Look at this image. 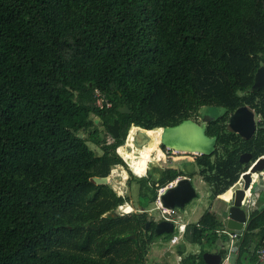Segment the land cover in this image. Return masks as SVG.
<instances>
[{"label":"trees","instance_id":"trees-1","mask_svg":"<svg viewBox=\"0 0 264 264\" xmlns=\"http://www.w3.org/2000/svg\"><path fill=\"white\" fill-rule=\"evenodd\" d=\"M263 63L264 0H0V264H146L150 244L173 238L155 233L146 208L178 169L128 170L139 211L122 215L129 196L90 178L127 167L116 148L131 127L159 143L154 128L217 106L224 113L205 120L214 153L195 162L209 197L225 192L264 154V89L251 90ZM95 90L109 107L95 105ZM241 106L254 110L256 129L232 140L228 116ZM187 163L178 172H192ZM223 226L208 209L186 223L177 255L185 242L201 249L176 264H204V247L226 239ZM263 240L264 207L248 219L237 262L256 264L247 253Z\"/></svg>","mask_w":264,"mask_h":264},{"label":"water","instance_id":"water-1","mask_svg":"<svg viewBox=\"0 0 264 264\" xmlns=\"http://www.w3.org/2000/svg\"><path fill=\"white\" fill-rule=\"evenodd\" d=\"M259 89H264V63L256 69L251 85L252 91ZM118 111L128 113L129 109L121 106L118 108ZM118 127V120L114 119L112 123L107 125V130L113 137H116L118 135ZM227 127L229 130L243 137H250L255 130L253 110L247 106L238 107L229 116ZM159 129L161 145L171 150L192 153L194 157L195 155L211 154L216 143L215 136L209 137L206 135L204 124L200 125L191 118L182 120L176 125L165 126ZM251 158L252 154L250 152H243L239 155L241 163H248L251 161ZM247 169L240 173L242 186L237 185L233 190L228 201V207L226 208L225 226L229 233L240 230L246 221L245 212L240 206L244 189L247 188L250 182L251 173L264 170V154L256 158V161ZM191 178L188 175H182L174 184L158 192L157 197L161 206L167 209L180 210L186 203L197 197L198 192L193 186ZM90 179L96 185L107 184L108 182L107 176L94 175ZM146 226H148V223H146ZM174 228L175 224L172 221L159 218L155 223L154 231L160 234L162 232H173ZM130 237H135V235H130ZM225 250V239L217 238L211 248L202 252L201 256L204 264H221Z\"/></svg>","mask_w":264,"mask_h":264},{"label":"rangeland","instance_id":"rangeland-1","mask_svg":"<svg viewBox=\"0 0 264 264\" xmlns=\"http://www.w3.org/2000/svg\"><path fill=\"white\" fill-rule=\"evenodd\" d=\"M224 113V109L217 106H203L200 108L199 113L200 114V120L197 119V117L193 120H195L197 123L199 122L200 125L205 123V120L207 119H214L217 118L219 115H222ZM255 120H257V117L255 116ZM202 121V122H201ZM198 123V124H199ZM146 130L138 127H131L128 130V133L126 135L125 141L122 145L118 146L116 148V151L118 154L122 157L123 161L125 162L126 166L122 165H116L112 167L110 170L108 177L107 185L110 186L115 192L121 196H129L128 203L131 204L133 211L131 212H137L139 211L138 208H136V205L130 203L133 202L136 204L137 201V192H138V182L134 177H131L128 170L131 171L133 176L140 177L138 175L139 172L137 170L130 169L129 167V160L130 158L126 155L133 154L135 156L139 155V151L144 153L147 156L148 147H150L152 144L155 148L159 147L160 151L162 152L163 149L160 148L158 145V142L154 141V137L150 134L148 136ZM107 142H111L112 138L109 134H106ZM150 144L149 146H145L146 144ZM93 146V145H92ZM93 149L99 152L97 148L93 146ZM157 153H151L149 154L151 161L147 164V169H149L151 166H158L160 168H166V167H174L176 169L185 170V167L188 166V163L186 161L187 159H192L194 155L192 154H179L177 153L174 156L179 157L177 161V165L172 164L169 166H165L168 161H163V156L160 155V158L157 159ZM186 156V157H184ZM180 157L182 159L180 160ZM194 159V158H193ZM176 161V162H177ZM146 163V162H145ZM190 168V166H189ZM198 168L195 169V174L197 173ZM130 178V181L128 182ZM201 178V177H200ZM192 183L195 189L198 192L197 197L193 198L191 201L186 203L180 210H177L174 217H177L180 219V221H186V222H195L199 219L201 214L206 210H215L218 214L217 216L219 218L223 217L226 214V208L228 207V201L231 197V193L233 190L237 187V184H234L229 189H227L225 192L217 195L215 198L209 197V192L207 190V187L204 183L200 182L198 176L194 175L192 178ZM202 180V178H201ZM126 205V203H124ZM147 212H151L150 218H153L156 222L158 218H160V211L158 208L155 207V203L151 202L148 204L146 208ZM121 210H117V213L122 215ZM222 213V214H220ZM126 214V213H125ZM173 238L170 240H164L163 242V248L160 249L159 242H161V237H159L153 244H150L148 247V252L146 254V264H151L152 262H164L167 264H176L179 262V257L176 252L175 243L181 241V233L178 231L177 223L175 224V228L173 231ZM184 250H183V256L188 254H196L200 251L201 247L197 244H191L189 242L184 243ZM225 246H227V243H225ZM204 250H208V247H204Z\"/></svg>","mask_w":264,"mask_h":264},{"label":"built area","instance_id":"built-area-1","mask_svg":"<svg viewBox=\"0 0 264 264\" xmlns=\"http://www.w3.org/2000/svg\"><path fill=\"white\" fill-rule=\"evenodd\" d=\"M94 97H95V101H94L95 105L100 106V107H102L104 104L107 107L110 106V103L107 100H105L103 94L99 90L94 91ZM154 129H159V128H154ZM154 129H151V130H154ZM158 145L160 146V140H159ZM160 148L163 149V151L160 152V154L158 155V159L160 158V155H162L163 157L168 156L171 158H173V157L177 158V156H174L177 153H179V154L182 153V155L183 154H185V155L186 154H192V153H188V152H179V151L171 150L168 147L162 148L160 146ZM186 156H184V157H186ZM193 158H194V156H193ZM193 158L191 160H193ZM149 161H151V160H149ZM181 161H183V159ZM255 161H256V159H254L250 162L248 169L251 167V165ZM148 162H147V164H148ZM129 167L133 171V169L131 168L130 165H129ZM146 171H147V167L145 168L142 175H138V174L134 173V171H133V173L141 177V176L146 175ZM193 174L194 173H189L188 176L192 177ZM180 175L181 174L179 172H177V174L174 177H172V179L170 181H168L164 186H162L158 189V192L163 190L165 187L171 186L172 184H174V182L180 177ZM202 181H204V180H202ZM235 184L242 186V180L240 178V174H239V178L235 182ZM263 190H264V170L251 173L250 182H249L247 188L244 189V195H243L241 205H240L241 208L244 210L245 217H246V221L243 223V227L240 230H235L234 232L229 233L227 231L226 226H225L226 216L224 215L222 217V221L224 222V226L219 230V232H222L226 235L225 243H227V246H225L226 250L222 256L221 264H245V263H238L237 262V258H238V254H239V247H240V239H241L243 232L246 228V224H247L246 222H248V219H249L251 213L257 209L264 207V201L263 202L260 201V197L262 194L261 192ZM125 203H126V205L122 204V205H119L117 208V210H121V212H119L121 214L129 213V212L133 211L131 204H129L128 202H125ZM154 203L156 205V208H158L160 211V218L161 219L170 220L174 224L177 223L178 231L181 233V237H182L183 232L185 230L186 223L180 221L179 218L174 217L177 211L175 209H167V208L162 207L159 200H158V197H156V200ZM129 206L131 208L129 211H127L126 208ZM247 255L249 257L256 256L258 262H261L262 260H264V240L262 241V244L258 248H256L255 250H251L250 252L247 253Z\"/></svg>","mask_w":264,"mask_h":264},{"label":"crops","instance_id":"crops-1","mask_svg":"<svg viewBox=\"0 0 264 264\" xmlns=\"http://www.w3.org/2000/svg\"><path fill=\"white\" fill-rule=\"evenodd\" d=\"M160 145H161V144H160ZM146 158H147V162H148V159H150V157L147 155ZM178 158H179V157L176 158V161H177ZM181 159H182V157H180V160H181ZM183 161H186V162H187V161H190V162H192V164H193V166H194V168H193L194 170H193L192 172L190 171V173H194L193 176H194V175L198 176L200 182H202V183L205 184V182L201 180L200 176L197 175V174H195V169H196V168H199L198 165H197L196 162H195V157H194L193 160L187 159V160H183ZM178 162H179V161L175 162L174 164L177 165ZM170 167H171V166H170ZM147 170H148V169H147ZM178 171H179V169H178ZM178 171H177V172H178ZM146 172H147V171H146ZM179 173L181 174L180 176H182V175H188V174H189V173H182V172H179ZM176 174H177V173H176ZM193 176H192V177H193ZM261 193H262V194H261V197H260V201L263 202V201H264V190H263ZM157 195H158V193H157ZM155 200H156V199H155ZM154 202H155V201H154ZM130 203H132V204L136 205V207H138V206H137V201H136V204L133 203V202H130ZM155 207H156V205H155ZM262 208H263V207H262ZM208 209H209V208H208ZM260 209H261V208H260ZM140 211H141V210H140ZM146 211H147V210H146ZM176 211H177V210H176ZM212 212H214V213L216 214V216H217L218 213H217L215 210H212ZM147 213H148V215H149V217H150V216H151V215H150L151 212L149 211V212H147ZM158 219H159V218H158ZM220 219L222 220V217H221ZM183 222L188 223V222H186V221H183ZM223 223H224V222H223ZM179 256L182 257L183 255H178V257H179ZM256 264H264V260H262L261 262H257Z\"/></svg>","mask_w":264,"mask_h":264},{"label":"bare ground","instance_id":"bare-ground-1","mask_svg":"<svg viewBox=\"0 0 264 264\" xmlns=\"http://www.w3.org/2000/svg\"><path fill=\"white\" fill-rule=\"evenodd\" d=\"M148 136H149V134H148ZM159 140H160V136H159ZM147 145L148 144H146L145 146H147ZM126 156L130 158L129 165L131 166V168L133 170H137L139 172V174H143L145 167H147V164H145L146 160H145L144 155L139 152L138 156H135V155L130 154V153ZM127 211H129V210H127Z\"/></svg>","mask_w":264,"mask_h":264},{"label":"flooded vegetation","instance_id":"flooded-vegetation-1","mask_svg":"<svg viewBox=\"0 0 264 264\" xmlns=\"http://www.w3.org/2000/svg\"><path fill=\"white\" fill-rule=\"evenodd\" d=\"M234 112V111H233ZM253 112H254V110H253ZM231 115V113L229 114V116ZM229 116H228V120H229ZM255 116L257 117V115L255 114V112H254V118H255ZM197 119H199L200 120V114H198L197 116ZM196 120V119H195ZM197 121V120H196ZM257 121H258V117H257V120H255V129H256V124H257ZM202 122V121H201ZM199 123V122H198ZM200 124V123H199ZM227 125H228V121H227ZM204 126H205V128H206V122L204 123ZM228 128V127H227ZM255 131V130H254ZM235 134H238V133H236V132H234ZM254 133V132H253ZM156 134H158V132H156ZM239 136L238 137H233L234 139H232V140H247L248 138H250V137H243V136H241L240 134H238ZM209 137H212V136H209ZM216 140H217V138H216ZM155 141V140H154ZM150 144H152V143H149L147 146H149ZM215 146H216V143H215ZM215 146H214V149H213V151H212V153H211V155H213V153H214V150H215ZM152 147H154L153 146V144L150 146V147H148V152H149V150L152 148ZM147 152V153H148ZM140 153H142L141 151H140ZM143 155H144V157H145V160H146V163L145 164H147V158H146V155L144 154V153H142ZM210 155V154H209ZM196 156V155H195ZM146 168V167H145ZM140 175H142V174H140ZM130 206L129 207H127L126 209L127 210H130ZM220 214H222V213H220ZM149 227V225L148 226H146V228H148ZM181 257L179 256V259H180Z\"/></svg>","mask_w":264,"mask_h":264}]
</instances>
